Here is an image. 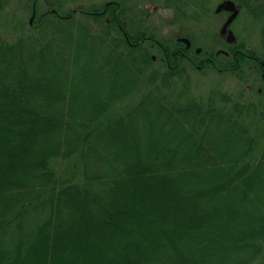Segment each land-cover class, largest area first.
<instances>
[{
    "label": "trees",
    "instance_id": "1",
    "mask_svg": "<svg viewBox=\"0 0 264 264\" xmlns=\"http://www.w3.org/2000/svg\"><path fill=\"white\" fill-rule=\"evenodd\" d=\"M27 1L0 35V264H264V53L127 0ZM224 2L264 36V0Z\"/></svg>",
    "mask_w": 264,
    "mask_h": 264
},
{
    "label": "rangeland",
    "instance_id": "2",
    "mask_svg": "<svg viewBox=\"0 0 264 264\" xmlns=\"http://www.w3.org/2000/svg\"><path fill=\"white\" fill-rule=\"evenodd\" d=\"M106 1L110 0H99V2ZM205 1L127 0L126 2L128 5L140 9L143 15V10L150 13L148 14L150 25L163 36L190 33L203 49L215 50L226 44L228 47L243 42L264 53L262 24L253 23L246 14L234 22V19H230V16L234 14L235 6L233 4H225V0H207V5L202 7L201 4ZM32 7L33 5L30 6L27 0H8L4 10L0 13V35L4 39L8 38L13 41L24 33L35 16ZM220 32L223 33L221 37ZM190 74L192 90L200 96L218 87L231 93L240 89L238 86L240 82L225 75L192 71ZM261 93L260 98L264 103V89Z\"/></svg>",
    "mask_w": 264,
    "mask_h": 264
},
{
    "label": "water",
    "instance_id": "3",
    "mask_svg": "<svg viewBox=\"0 0 264 264\" xmlns=\"http://www.w3.org/2000/svg\"><path fill=\"white\" fill-rule=\"evenodd\" d=\"M234 17V16H233ZM233 19V18H232Z\"/></svg>",
    "mask_w": 264,
    "mask_h": 264
}]
</instances>
